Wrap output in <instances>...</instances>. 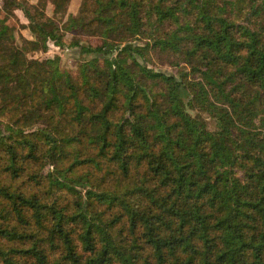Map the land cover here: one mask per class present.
Wrapping results in <instances>:
<instances>
[{
    "label": "trees",
    "instance_id": "16d2710c",
    "mask_svg": "<svg viewBox=\"0 0 264 264\" xmlns=\"http://www.w3.org/2000/svg\"><path fill=\"white\" fill-rule=\"evenodd\" d=\"M20 7L33 40L0 13V264H264V0ZM89 24L75 74L28 56Z\"/></svg>",
    "mask_w": 264,
    "mask_h": 264
},
{
    "label": "rangeland",
    "instance_id": "374dc122",
    "mask_svg": "<svg viewBox=\"0 0 264 264\" xmlns=\"http://www.w3.org/2000/svg\"><path fill=\"white\" fill-rule=\"evenodd\" d=\"M24 6L29 8V12L32 16L37 17L38 20H44L45 18H56L60 21V24L64 23L69 14H78L79 7L82 0H69L65 6V12L63 15L54 14V6L51 0H16ZM19 5H15L11 0H0V13L2 17L7 19V23L14 27L15 39L17 43H20L23 38L33 40L34 36L29 29V21ZM35 9L40 10L42 13L36 14ZM86 31L80 34H75L74 30L63 31V43L64 45L58 46L51 40L48 41V46L45 51H29L28 56L30 58H36L39 60H51L48 62L49 67H52L54 63L60 67V69L67 70L71 74H75L77 67L92 57L90 54L82 51L80 47L70 46L71 39L77 38L81 44L95 46L100 44L101 37L98 34V28L93 25H88ZM54 60V61H52ZM56 61V62H55ZM155 69H160L166 72L174 73L175 69L167 64L166 58L164 61L155 60L154 65H150ZM231 108V106L229 107ZM234 110V108H232ZM190 113L196 115L197 118H201L200 113L196 109L190 110ZM206 118V117H205ZM204 116L202 119H205ZM207 123L210 128L213 127V122L207 118ZM50 168V166H48ZM46 167V169H48Z\"/></svg>",
    "mask_w": 264,
    "mask_h": 264
}]
</instances>
